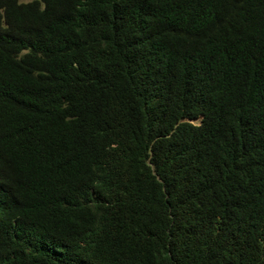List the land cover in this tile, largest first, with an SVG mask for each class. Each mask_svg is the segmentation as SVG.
Instances as JSON below:
<instances>
[{"label":"trees","instance_id":"16d2710c","mask_svg":"<svg viewBox=\"0 0 264 264\" xmlns=\"http://www.w3.org/2000/svg\"><path fill=\"white\" fill-rule=\"evenodd\" d=\"M0 264H264V0H0Z\"/></svg>","mask_w":264,"mask_h":264},{"label":"rangeland","instance_id":"374dc122","mask_svg":"<svg viewBox=\"0 0 264 264\" xmlns=\"http://www.w3.org/2000/svg\"><path fill=\"white\" fill-rule=\"evenodd\" d=\"M32 0H20V2L26 3V2H30ZM193 122H197V121H193Z\"/></svg>","mask_w":264,"mask_h":264}]
</instances>
